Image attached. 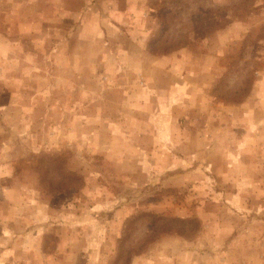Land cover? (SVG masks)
Masks as SVG:
<instances>
[{
	"label": "rangeland",
	"instance_id": "obj_1",
	"mask_svg": "<svg viewBox=\"0 0 264 264\" xmlns=\"http://www.w3.org/2000/svg\"><path fill=\"white\" fill-rule=\"evenodd\" d=\"M140 257L264 264V0H0V264Z\"/></svg>",
	"mask_w": 264,
	"mask_h": 264
},
{
	"label": "crops",
	"instance_id": "obj_2",
	"mask_svg": "<svg viewBox=\"0 0 264 264\" xmlns=\"http://www.w3.org/2000/svg\"><path fill=\"white\" fill-rule=\"evenodd\" d=\"M135 3H136L135 9L138 7V5H142V4L137 3V2H135ZM132 6H134V5H132V3L130 1H125L124 10H127V12H132L133 8H134ZM143 8H145V7H143ZM113 11H114V8H112V12ZM115 11H116V13H118V10L115 9ZM84 212H86V213L90 212L92 214L95 213L94 211H91V209L89 207H87V208L84 207ZM82 214H83V212H80L79 215H82ZM67 231L68 230H66L65 232H67ZM70 239H71V237L67 236V233L61 234L58 237L57 241H60L62 243L61 244L58 243L55 246L56 250L54 251L55 254L53 256H55L58 253H62V255H64V259H68L69 262L79 260L80 263L81 262L87 263V261L92 258L90 256V252H89L90 248L88 249V247L91 246V242L89 243L88 241H94V240L87 239L86 236H81L80 238H77L75 241H71ZM98 243H99V245L102 244L101 241H98ZM95 253L97 254V252H95ZM88 256L90 259L88 258ZM144 261L145 260L143 259V257H140V258L133 259L130 264H146Z\"/></svg>",
	"mask_w": 264,
	"mask_h": 264
}]
</instances>
